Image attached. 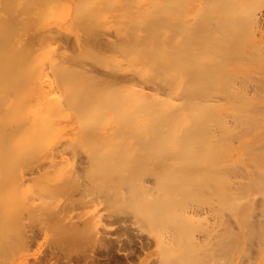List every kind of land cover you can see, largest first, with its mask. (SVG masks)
I'll use <instances>...</instances> for the list:
<instances>
[{"label": "bare ground", "instance_id": "6f19581e", "mask_svg": "<svg viewBox=\"0 0 264 264\" xmlns=\"http://www.w3.org/2000/svg\"><path fill=\"white\" fill-rule=\"evenodd\" d=\"M167 22H170L171 26H168L169 23ZM109 24H111V26ZM108 25L111 28L113 27V30L110 29V32H114V35H111V37L114 36L115 39L113 37L114 40H107L105 38L107 41H105L103 49L102 46H100L103 50L100 51L98 37L100 34L104 36L102 30ZM67 36L69 38H67ZM104 37H106V33ZM61 38H65L68 41L71 39L68 43L71 47H66L65 44L67 41L65 42L64 39L65 43H62ZM187 39L189 40V44L187 43ZM59 40L62 43L61 45L58 44L60 43ZM188 47L189 49H187L188 51L186 52L185 49ZM84 62H90V64L88 63L90 66L92 63L93 65H98L100 72V67L109 70L114 69L116 71L127 69L130 73L138 74L139 77L152 80L154 84L151 85L159 86L162 89L165 88L163 89L165 91L162 96L167 97L164 93H167L168 90V93L170 92L172 96H177L175 98L177 101L174 100V104L165 98V100L161 99V96H159V94L157 95V92L160 93L162 90L157 92L154 91L155 94H152L154 93V88H152V93H146L147 90L144 91L143 89L142 91L139 90L136 84L141 83V85L138 86H142L143 82L137 83L135 81L139 79H137L138 76H135V79L133 75L134 79L132 78V80L134 81H132V83L135 82L136 84L134 87L132 85L135 89L131 88L130 84L132 83H130V75L132 74H130L129 71L126 72L130 74V80L127 77L128 73L126 74V72H124L120 80L117 77L118 72L117 74L114 72L116 75L112 76L111 73V80H108L107 77L106 79L108 81L106 79L103 80L105 77H102L103 79L100 81L101 78L99 76L100 80L97 81L98 78H94L95 76L93 74L91 76L87 74L89 70L85 73L86 71L84 70L87 69L86 67L88 65H85L86 69H84L82 67ZM104 69L103 71H106ZM107 72L109 73L108 70ZM95 75L98 76L97 72ZM103 75L104 73H102L101 76ZM105 76H107V74H105ZM124 77L125 79L127 77V80H129L130 88H127L129 87L127 86V80L124 79L125 82L127 81V85H125V83L122 84ZM252 77L257 79L255 82L259 81L255 88L257 87L256 89L259 92L261 90V94L264 93L262 92V90H264V0H0V167H2L3 170L5 167L1 165L4 163L9 164L10 162V166H6L7 168L4 170L11 171V169H14H9V167H13L11 166L12 162L20 160L19 158H21L23 154V156L26 154V157L29 159L33 151L32 147H34L31 141L39 136L42 141L45 142L48 138L50 126L55 128L59 127L58 125L61 120L65 121V124H68L70 114L72 113L76 114L78 118L77 125L73 123L75 128H80L82 131L88 133L91 131L93 132V130L97 132L103 130L104 132L97 134L94 140L97 143H103L102 145L117 146V150L118 145L119 147L120 145H124V143H126L124 140L129 138H133L132 140H134V143L137 141L146 144L147 141L150 142L152 140V142H154L153 140L158 137V141H162L161 139L163 138L167 141H165L166 143L169 142V144L171 143L173 145L178 143L176 142V137H184L183 135L187 130H185V128L191 129V127L194 126V130H197V127L201 126L200 130H202V127L206 128L208 124L214 123L215 126H219L222 129V131H217L218 133L223 132V134L220 133L222 134L221 136L219 134L221 138L216 134L217 136L215 137L219 139H215L213 130L210 132L213 133V136L204 132V135L208 134L212 136L210 139H200L202 140V144L205 145L203 147H205L204 155L207 159L206 162L212 163L211 168L214 169V172L220 170L221 172H219L222 174L221 180H219L220 178L218 179L219 182L216 181V179L213 181L214 185L216 187L221 186L220 190H222L224 194V190L230 187L228 186L229 182L226 181L227 179L225 180L227 174L228 176L229 173L234 174L233 178L229 176L232 180L234 178L239 179L238 183L236 181L237 185H234L235 183H232L234 186L231 184L229 185L233 188L237 187L236 190L240 193V196L239 194L236 195L237 197L235 198H233L235 195L232 196V201L228 199V196L226 206L230 205V202H234L236 203L234 206L239 205L238 208L236 206L238 212L240 207H245V209H247L249 203L251 204L250 206L253 207L254 205L256 206V204L264 206V95H259L260 93H258L256 89L255 92L258 93H255L257 94V98L256 95L254 97L252 94L253 92H251V94L250 92L248 93L256 84L253 85V82L250 81L251 79L253 80ZM235 80H239V82ZM240 80L242 85L240 84ZM247 80L253 85L251 87L249 86L250 89L249 87H244L245 84L249 82L242 83V81ZM119 81H121V87L123 88L116 86ZM140 81H142L141 78ZM147 81L149 80H144V84ZM177 81L180 82L179 85ZM229 81L238 82V87L240 88L243 86V90L242 88L241 90L244 91L246 89V93L250 94V97L253 95V98L251 97L252 99H248L247 97L249 95L247 94L241 95V91L237 89L238 87L236 88L237 85H234L236 93L228 90L230 86H227V83H229ZM191 83L195 85L194 87L192 86L193 88L191 87ZM118 85L120 86V84ZM146 86H148L147 83ZM146 86L144 87L145 89ZM233 87L231 86L230 89H233ZM149 89H151V86L148 88V91ZM236 89L238 91H236ZM242 93H245V91ZM171 95L169 94L168 96ZM244 96L247 97L245 98ZM173 98L174 97L171 99L173 100ZM215 99L219 101H223L224 99L227 106L220 107L218 100V105H216ZM225 101L220 104H225ZM225 115L229 116L227 118L234 119H232L233 122H230L232 123L231 125H233L232 128L231 125L227 127L229 120L227 124H223V120L226 119L225 117L223 118ZM61 124L63 123L61 122ZM215 126H213V128H215ZM114 129H117L114 133L119 132V135H123L124 131L127 130H131L132 132H125L126 136L123 135L125 137L123 138L122 136V141L119 143V141H114L116 135L119 137L118 134H108V132ZM160 129H163L161 130L162 132H160ZM183 129V135H181V132L178 133ZM169 130L171 131V135L173 131V133L178 131L175 134L176 137L175 135L168 137L170 133ZM194 130L191 129V131L195 132ZM156 131L157 133H155ZM191 131L189 130V132ZM197 131L200 132L199 130ZM86 132H84V134H87ZM164 132L169 133H166L164 136L161 135L162 138L157 135L158 133L164 134ZM95 134L96 133L92 135L88 134V136L90 135L91 137ZM191 135L189 134V136ZM197 135L198 134H196L195 137ZM201 135L203 136V134H199L200 137ZM199 136L196 138L194 137V141L198 139ZM90 137L86 139V137L79 135L77 140L83 142L88 139L90 140ZM232 137H234V140H232L234 142L230 141ZM235 137L237 142H235ZM182 139L185 141L186 138ZM190 140L187 139V141ZM34 141L36 143L42 142ZM66 141L68 143V139H65L63 143L67 144ZM229 141L231 143H229ZM163 142H156L155 144L156 146H164ZM182 142L183 141L180 143ZM45 143L42 144V146H45ZM77 143L79 144V142ZM166 143L165 146H168L169 144L167 145ZM232 143H237V146L235 148L232 147ZM75 144L73 148L76 147ZM139 144L137 145L139 146ZM69 145L72 146V143ZM102 145L98 147L102 148ZM172 145L171 147H175ZM197 145L199 144L197 143ZM29 146L32 150L29 149ZM79 146L80 144L78 147ZM38 147L35 148L40 149ZM46 147H41L42 149L40 150L43 151ZM78 147L76 150H78ZM112 147H110L111 150L109 149V151L107 148V151H104V153L102 150L100 155L103 158L109 155V159L113 152L112 149H114ZM26 149L29 151L26 152ZM36 149H34V152ZM140 149L138 150L140 151ZM159 149L161 150L162 148H158L157 151L149 150L153 151V153H158L159 151L158 154L160 155ZM171 149L163 150L165 152L171 151ZM175 149L176 148H173L172 150ZM126 150L127 149H125V151ZM138 150H135V153ZM96 151L100 150L96 149ZM38 152L39 150L36 153ZM173 152L174 151H172V153ZM202 152H200V154ZM44 153L46 154L45 157L41 155L36 157H44L47 159V154L49 152L45 151ZM44 153H42V155H44ZM74 153L77 154V152ZM114 153L115 158H124L126 155H121L124 154L121 152L116 153L115 150ZM119 153L121 154L119 155ZM128 153L130 154L129 150ZM157 153H154L156 158H158ZM161 153H163L162 150ZM195 153L196 151L194 154ZM85 155L86 154H84V156ZM95 156L96 155H94V158ZM97 156L94 160L98 161ZM36 157L35 159H37ZM112 157L113 156H111V158ZM27 158L25 159L28 160ZM103 158H101L99 164L109 163L113 165L121 160L118 159L115 163L111 162L110 159L109 162L107 158H104L108 161L106 162ZM146 158L149 157H145V159ZM21 159H23V157ZM40 159L37 160L40 161ZM125 159L130 163V160L133 158L130 156L129 159ZM159 159H161V156ZM177 160H179V158ZM192 160L193 159H191V161ZM22 161L23 160L20 162ZM31 161H34V159L32 158ZM31 161H29V163ZM198 161L201 160L198 159ZM24 162L26 161L24 160ZM216 162L218 163L213 164ZM193 163L195 162L193 161ZM109 164H107V166H110ZM123 164L125 163L123 162ZM129 165L130 164L126 166ZM104 167H106V164ZM14 172L15 170H13V173ZM2 173L0 170V176H3ZM17 173L18 172H16V174ZM21 174L23 175L24 173ZM17 175L19 176V173ZM20 177L21 176H19V178ZM232 180L230 182H232ZM39 188L42 189L44 187L37 188V191L41 192L40 194L46 192L45 188L44 192L43 189L41 190ZM0 189H2V187ZM232 189L231 191H233ZM17 191L16 189L15 192ZM227 191L230 192V190ZM7 192L9 191H6V193L4 192V194H8ZM20 192L22 193L24 191ZM4 194L2 193L1 196ZM14 194L15 193L12 195L11 193L12 199L10 200H14V196H17L19 193H16V195ZM20 195H18V198L21 202L23 199L21 200L22 197L20 198ZM225 195H227V193ZM2 197H0V201L5 199ZM6 197H8V195H6ZM233 199L236 201H233ZM29 200L30 199L25 201L30 203ZM228 200H230V202H228ZM4 201L6 202V199ZM12 203L14 202L12 201ZM12 203H10L11 206L13 205ZM31 203L32 206H29V204H26L27 206L25 204L23 205H25L26 209H28L27 207L29 206V213L31 212L32 215L34 211H39L40 214L38 213L39 215L37 217L40 218L42 217L41 215H44V212H47V208H49L44 206V202H41V205L40 203L37 205L36 203L38 202H35V205H33V202ZM219 204H221V202ZM2 205L3 204H1L0 207H2ZM7 205L4 206L7 207ZM44 208L46 211H44ZM19 209H21V206L18 210ZM241 209L243 210V208ZM2 210L1 208L0 211ZM4 215H6L5 212ZM3 216L2 219H4ZM262 217H264V215H262ZM238 218L240 217L238 216ZM34 219H36V217ZM38 221L36 223H39V226H41L42 224ZM41 222L43 223L42 220ZM80 224H83V222H80ZM85 224L87 223L85 222L84 225ZM70 225L71 231L69 233H71L73 237L75 236L78 238L72 240V242L74 241L73 243H81L80 238L84 237V235H88L91 238L92 235L94 236L97 234L96 230H94L95 232L92 231L94 225L92 226L90 222L89 226L92 227L91 231L87 229L88 224L86 226H78L77 224L76 226L74 223L69 222V226ZM80 226L86 228L87 231H84L87 233L82 231L84 228L81 229L79 228ZM120 226H123L122 223ZM126 226V228H129L128 225ZM22 227L17 225L16 222L15 234L12 233L16 235V240L19 243L26 245L29 244L33 238L31 239V235L29 234V236ZM4 228H1L0 225V242ZM5 231L9 232L7 230ZM124 231H126L127 234L129 232L128 229L125 228ZM6 232L5 234H8ZM126 232L122 234L126 235L124 234ZM100 233H103V231ZM134 235L136 236L137 234H133V236ZM88 236L87 239H90ZM103 236V234L101 237L99 235L94 236L96 238L89 248L79 247L80 250L67 252L68 254L64 256L66 253L65 251L64 255H62L63 257L61 256L60 259L62 261H55L54 264H73V262H76V264H129V261L126 260L135 253L136 245L139 246L137 247L139 250L142 248V250L145 249V242L141 243V239L139 242L133 237H131L133 238L131 240L129 237L132 235H126L128 237H124V240H128L127 243L120 244L121 241L118 239L115 240L116 245L114 246L111 245L110 239V241H108L102 238ZM10 237L9 239L12 238ZM108 238L109 237H107V239ZM2 239L4 238L2 237ZM10 241L11 240H9L8 243ZM59 242L63 243V241ZM54 243L56 244V242ZM132 245H135V248ZM1 246L4 245L2 244ZM1 246L0 257L2 254ZM22 246L25 247L24 245ZM112 249L116 255L122 253L123 255H121L124 257L122 259L125 260L121 262L115 256L112 258L107 256L109 258H106L104 254H101L102 252L109 253ZM132 249H134L133 253L131 251ZM53 252L54 251L50 253V256L60 258L59 255H54L56 253ZM97 253L100 255L98 256ZM111 255H113V253ZM75 258L76 261H73ZM163 259L165 260V258ZM169 260L171 259L167 261ZM47 261L49 260L45 258L36 259L32 264H45ZM172 261L174 260H171V262ZM162 263L163 261H161V264ZM165 263L167 264V262ZM176 263H178V260Z\"/></svg>", "mask_w": 264, "mask_h": 264}, {"label": "rangeland", "instance_id": "374dc122", "mask_svg": "<svg viewBox=\"0 0 264 264\" xmlns=\"http://www.w3.org/2000/svg\"><path fill=\"white\" fill-rule=\"evenodd\" d=\"M167 3H164V4H167ZM167 23H169L168 26H171L170 22H167ZM109 25L111 26V24H109ZM109 25L104 28L105 31H107V32L109 31L108 34H107V32L104 31V29L102 30L104 32V36L106 33V37L102 36V34H100L101 36L99 35V37H98V42H100V43H98L100 51L104 48L105 41H107L109 39L110 40L115 39L114 36H112L114 39L111 37V35H114L113 34L114 32H112V31L110 32V29L113 30V27L111 28ZM110 33H112V34H110ZM109 34H110V37H109ZM57 38H58V36H57ZM67 38H69V37L67 36ZM105 38L107 40H105ZM64 39L65 38H61L62 43L64 42ZM70 40L71 39H69V41L65 39V42L67 41L65 44L66 47H69V46L71 47V45L68 44L70 42ZM51 42H55V41H51ZM188 42H189V40L187 39V43ZM62 43L60 41V43H58V44L61 45ZM100 46H102V49ZM69 48H66V49H69ZM168 49H170V48H168ZM187 49H189V47L185 49L186 52L188 51ZM68 52H70V51H68ZM88 63L90 64V62H88ZM88 63L84 62L82 64V67L84 69L87 68L86 70H84V71H86L85 73H87V71L89 70L88 71L89 73H87L88 75L90 74V76H91L93 74L95 77L94 76H92V77H94L96 79L98 78L97 81H99L100 78H101L100 81H102V79L104 77L105 78L103 80H105L106 77L108 78V80H111L110 77H112L113 75H116L117 72H118L117 77L120 79L121 76H123L124 72L129 71L127 69L118 70V71H116L114 69L113 70L110 69L111 70L110 71L109 69H106V68L104 69L103 67H100L101 68L100 69L101 72H100L98 65L96 66V64L93 65V63H92V65L90 66ZM85 65L86 66L88 65V66L86 67ZM92 66H94V67H92ZM96 69H97V71H96ZM103 69L106 71H103ZM107 70L109 71V73L107 72ZM96 72H97L98 76L95 75ZM98 72H99V74H98ZM102 73H104L103 76H101ZM111 73H112V76H111ZM127 73L128 72H126V74ZM129 73H130V71H129ZM129 73L127 76L128 78H129V75L132 74V75H130L131 80L129 78L130 83H132V81H134V80H132L133 75H134L135 79H136L135 76H138L137 79L138 78L139 79L135 80L137 83L143 82L142 83L143 87L138 86V85H141V83L136 84L135 82H133L134 84L133 83L130 84L131 88H133L136 84V86L138 87L139 90H141V91H142V89L144 91L147 90L146 93L147 92L152 93V88H154L153 92L154 91L157 92V91L162 90V91H160V93L157 92V95L159 94V96H161V99L165 98L168 101L170 100V102L174 103V104H175L174 100L177 101L175 99L177 96L176 97L172 96L170 92L168 93V90H167V93L165 92L164 94H166V96L168 98L169 97L170 98L168 99L167 97L162 96L163 92L165 91L163 89H165V88L162 89L159 86L151 85V84H154V82L152 80L146 78L147 80H149L146 82L148 84V86H146V83L144 84V80L146 81L145 78L139 77V75L138 74L136 75L135 73L134 74L133 73L129 74ZM105 74H107V76H105ZM99 76H100V78H99ZM127 77H126V79H125V77L123 78L122 84L125 83V85L128 84L127 86H129V80H127ZM140 78L142 81H140ZM124 79L128 81L127 84H126L127 81L125 82ZM249 80L242 81V83L243 82H245V83L249 82ZM256 80L257 79H255V78H253V80L252 79L250 80L253 82V85L256 83L254 86L252 84H250V82H249V83H246L244 87L248 88L249 86L250 87L253 86L254 88H251V89L249 87V89L252 91H250L248 89L249 90L248 93L250 92V94H251V92H253L252 94L254 95V97L256 95V98H257V94L260 93L261 90L259 92L256 89L257 87L255 88V86H257V83H259V81L255 82ZM235 81L239 82V80H235ZM231 82L232 81H229V83H227V86L233 87L234 85L239 84L238 82L237 83L236 82L231 83ZM179 83L180 82L177 81L178 85H179ZM118 84H120V86ZM118 84H116V86L123 88V87H121L122 86L121 81H119ZM231 84H233V85H231ZM240 84H241V80H240ZM132 85H133V87H132ZM144 85L146 86V89L144 88L145 87ZM150 86H151V89H149V91H148V88H150ZM192 86L194 87L195 85L193 83H191V87ZM238 86L239 85H237L236 88ZM230 87L228 90H231V92L233 91L234 93H236L234 90L235 86L233 87V89H230ZM127 88H130V86ZM241 88L243 90V86H241L240 88L239 87L237 88L239 91H241V95L247 94L249 96L248 97L244 96L245 98L246 97L248 99H250L251 97L253 98V95L250 97V94L246 93V91H247L246 89L244 90L245 93H242L244 91H242ZM133 89H135V88H133ZM237 89H236V91H238ZM253 89H254V91H253ZM255 89H256V91H258V93L255 92ZM155 92L152 94H155ZM262 92H264V90H262ZM255 93H257V94H255ZM169 94L172 97H174L173 100L171 99L172 98L171 96H168ZM259 95H264V93H262V94L260 93ZM256 98H254V99H256ZM217 100L215 101L216 105H218ZM220 101H222V100H220ZM220 101L218 100L220 107H222V106L226 107L227 106L226 105L227 103L224 99H223V101H225L224 102L225 104L221 105L223 103V101L222 102H220ZM179 103H180V101H179ZM176 104H177V102H176ZM226 115L223 116V118L225 117L226 119H224V120L222 119V120H223V124H227L228 120H229V123L227 126V127H229V125L232 124L230 122H233L234 119L233 118H227L229 116H226ZM76 116L77 115L74 113L70 114V118H69L70 120H69L68 124H65V121L61 120L60 124L58 125L59 127L55 128V127L50 126L51 128H50V131L48 134V138L45 141L46 143L47 142L49 143V144L47 143L48 145L44 141H42V139L39 136H37L35 139L33 138L36 141H42V142L36 143L34 140H32L31 144L33 143L36 146L32 144V146H34V147H32V149H33L32 154L30 155V153H29L30 158L28 159L26 157V154H25V156H23L24 155L23 154L22 155L23 159H21L22 158L21 157V158H19L20 160H16L17 162H14V161H13L14 163L12 162L11 166H13V167H9V169H11V168H14V169H11V171L4 170L7 168L6 166H10V164H11L10 162H9V164L4 163L1 165L5 168L3 169L4 170V172H3L2 167H0L1 173L3 172L2 173L3 176H0V180H1L0 181V188L2 187V189H3V190L0 189V191L2 190L0 192V197L3 196L2 198H5L6 202L4 201L5 199L0 201L1 202L0 205L3 204L2 207H0V209L1 208L3 209L2 211H0V213H1L0 225H1V228L5 227L3 229V232H2L3 236H1V242H0V246L2 244L5 246V247L1 246L2 254L0 257V264H27V263L32 264L36 259H44V258L49 260L45 264H54L55 261H58V260H59V262L62 261L60 259H61V256L64 255L65 251H66V253L64 256H66V254H68L67 252H71V251L73 252V250L76 251L78 249L80 250L79 247H82V248L88 247L89 248L92 246L91 243H93V241L96 238L94 236L99 235L101 237L102 234L105 236V237L103 236L102 238H105L108 241L111 240L112 246L116 245L115 240H117V239L119 241H121L120 244L127 243L128 240H126V239L124 240V237L126 235H128V236L132 235L129 238L133 237L137 241H139L141 239V243L145 242L144 243V246H145L144 250H142L143 248L141 250H139V248H137V247H139L138 245H136V248H135V245H132L135 248V253L132 254L131 256H129V258L126 260V261H129V264H161V261H163L164 264H166L165 262H167V264H168L169 262H171V260H174V261H172L170 264H179V263L180 264H264V235H262V234H264V217H262V215H264V213H262V212H264V206H260V205L256 204V206L254 205V207H253V206H250L251 204L249 203V207L247 206L248 207L247 209H245V207H240L239 212H238L237 208L239 205L234 206V204H236V203L230 202V200L232 199V196H234V195L235 196L233 198L237 197L236 195H238V194L240 196V193L236 190L237 187H234L235 189L232 187L234 185H237V183L239 182L238 181L239 179L234 178L232 180L231 178L234 177V174L229 173V176H232L231 178L227 174V176H226L227 178H225V180L227 179L226 181L229 182L228 186H230V187H228L226 189L230 190V192L225 189L224 194H223L222 190H220L221 186L216 187L214 185V182H213L215 179L218 182H219V180H221V175H222L220 173L221 171L218 170V171L214 172L213 171L214 169L211 168L212 163L210 164V163H208V161L206 162L207 159H206V156L204 155L205 154V147H203L205 145L202 144V140H200V139L201 138L210 139L213 136L212 135L213 133H214V138L219 139L218 137H220L223 134V132H220L222 134L218 133L219 130L222 131V129L219 126H218L219 127L218 128L217 126H215L214 123H212L213 126H215V128H213L212 124H208V126L206 128L202 127L204 129V131H203V129L200 130L201 126L197 127V130H199L200 132H203V133H200L197 130H194L195 129L194 126L191 127V129L197 133L191 131V129L185 128V130L186 129L188 130V131L186 130L187 132L185 131V134L187 135V137L184 134V129L182 131H179V132L175 131V133H173L174 132L173 131L172 135H175L177 132L178 133L181 132V135L184 134L183 135L184 137H181V138H177L175 135L176 142H178V143L173 144V145L171 143L169 144V142L166 143L167 141L161 137V135L164 136V135H166V133H169V132H164V134L158 133L157 135L162 138L161 139L162 141H160V140L158 141L157 140L158 137H157L155 139L156 141L153 140L154 142H152V140L150 142L147 141V143L150 145H148L145 142L147 144V146L143 142H137L136 141V143H134V140H132L133 138H129V139H127L128 141L126 139L124 140L126 142V143L123 142L124 145H120V147L118 145V150H117V148H116L117 146L112 147V146H108L107 144H106L107 146L102 145L103 143L102 144L100 142L97 143L94 140V138L97 137V134H101L104 132L103 130H100L98 132L95 130H93V132H92L90 130L91 132L89 131L90 133H88L86 131H82L80 128H75L74 126L77 125V123H78V118ZM61 122L63 124H61ZM71 123H72V126H71ZM73 123H75V125H73ZM232 127H233V125H231V128ZM161 130H163V129H160V132H162ZM189 130L191 132H189ZM209 130H211V131H209ZM115 131H117V129H114L113 131L108 132V134L116 135L119 133V132L114 133ZM129 131L132 132L131 130H127V131H124L123 135H125V132L129 133ZM212 131H213V133H210ZM84 132H86L87 134H84ZM188 132L190 135H191V133H192V135L194 134L193 137H192V135L189 136ZM204 132L208 133L209 135L211 134L212 136H209L208 134L204 135ZM94 133H96V134L91 136V137H90V135L88 136V134L92 135ZM155 133H157V131ZM196 134H198L196 137H198L199 134H203V136L202 135H201V137L199 136V138L196 139L197 141L196 140L194 141V139L196 138L195 137ZM216 134H218V137H215V136H217ZM219 134H220V136H219ZM79 135L86 137V139L90 137V140L88 139L86 141L81 142V140H77ZM123 135L118 134L119 137H117V135H116V139L114 141H119V143H120L122 141L121 137ZM172 135H171V131H170L168 137L169 136L171 137ZM125 136H123V138ZM166 138H167V136H166ZM173 138H174V136H173ZM182 138H184V139L186 138L185 141ZM190 138H191V140H190ZM63 139L64 140L68 139V143L69 142H70L69 144L72 143V146L69 145L67 143V141H66V143L68 145L63 143V141H64ZM178 139H180V140H178ZM187 139L190 141H187ZM163 140H164V142L166 141L165 143L167 145L168 144L169 145L165 146V143L163 142ZM232 140H234V137H232L230 141H232ZM181 141H183V142L180 143ZM230 141H229V143H231ZM43 142L45 143V146L44 145L42 146V144H44ZM60 142H61V144H60ZM74 142L75 143L79 142L80 148L78 147L79 144L77 143L78 144L77 145ZM151 142H152V144H151ZM156 142H158V143L163 142L164 146L163 145L162 146L160 145L161 147L158 145L156 146V144H155ZM232 142H234V141H232ZM235 142H237L236 137H235ZM73 143L76 146L74 148H73V145H74ZM139 143H141L142 145ZM192 143H194V144H192ZM197 143L199 145H197ZM37 144L39 147L37 146ZM54 144H56V145H54ZM137 144H139V146ZM89 145H91V146H89ZM101 145H102V148H99ZM171 145L175 146V147H171ZM129 146H131V147H129ZM231 146L235 148L237 146V143L233 144ZM35 147L36 148L38 147L40 149H42L43 147H46V148L43 149V151H41L40 149H36ZM77 147H78V150H76ZM110 147L114 148V149H112L113 152L111 153L112 154L111 156H113V157L115 156L114 150L116 151V153L117 152L124 153V154L119 153V155L120 154L121 155L126 154L124 156V158L123 157H120V158L114 157L115 158L114 159L113 157L111 158V156H110L109 159L111 160V162L116 163V160L121 159L119 162L117 161V163L113 164V165L109 164V163H105V161L110 162V160L108 159L109 155L104 156V158H107L108 161L105 160L100 155V152L102 150L104 153V151H107V148L109 151ZM170 147L172 149L176 148L175 149L176 151L172 150ZM144 148H146V149H144ZM156 148L157 149L162 148L161 150L163 151V153H161V150L159 149L160 155L158 154L159 151H158V153L154 152L155 154L157 153L158 158H156L154 156L155 154L153 153L154 150L157 151ZM29 149H31V147ZM34 149H36L35 152H34ZM85 149H86V151H85ZM96 149L100 150V151H96ZM125 149H127V150L125 151ZM138 149H140V151ZM149 149L153 150V151H150ZM163 149L164 150H170L171 149V151H165L164 152ZM38 150H39V152L36 153ZM71 150H73V151H71ZM128 150H129L130 154L128 153ZM135 150H138V151H136V153L138 155L135 153ZM28 151L29 150L26 149V152H28ZM45 151L49 152L47 154L48 155L47 159L44 158L46 155L44 153ZM172 151H174V152L172 153ZM195 151H196V153H195L196 155L194 154ZM202 151H204V152H202ZM74 152H77V154ZM147 152H150V153H147ZM177 152H179V153H177ZM200 152H202V153L200 154ZM42 153H44V155H42ZM139 153L140 154L142 153V154L140 155ZM84 154H86V155L84 156ZM150 154H152V155H150ZM29 155H27V156H29ZM40 155L44 156V157H40L41 159L36 157V156H40ZM94 155H96V156L98 155L97 156L98 161L94 160L96 158V156L94 158ZM130 156L133 159H131L130 163H129V161L127 162V160L125 158L129 159ZM144 156L149 157V158L145 159ZM160 156H161V159H159ZM24 157L27 158L29 161H31L33 158L34 161H31L29 163V161L26 160ZM35 157L37 159H40V161L35 159ZM89 157H93V158H89ZM43 158H44V161H43ZM101 158H103V160H105L104 163L106 164V167H104L105 164H103L101 162H100L101 164H99V161L101 160ZM178 158H179V160H177ZM90 159L93 161H91ZM124 159H125V161H124ZM191 159H193V160L191 161ZM198 159L201 161H198ZM202 159H203V162H202ZM21 160H23V161L20 162ZM24 160L26 162H24ZM146 160H148V161H146ZM18 161L20 162V164ZM37 161H39V162H37ZM193 161L195 163H193ZM123 162L126 165H128V164H130V165L126 166L125 164H123ZM119 163H120V165H119ZM200 163H201V165H200ZM217 163L218 162L213 163V164H217ZM15 164H16V166H15ZM107 164H109L110 166H107ZM95 165H97V166H95ZM102 165H104V166H102ZM17 166H18V169H17ZM22 166H24L25 168ZM25 169H27V170H25ZM219 169H221V168H219ZM13 170H15L14 173H13ZM117 170H118V173H117ZM23 171H25V172H23ZM16 172L19 173V176H21L20 178L17 175L18 173L16 174ZM213 172H214V174H213ZM217 172H219V173H217ZM21 173H24L25 175L24 174L22 175ZM215 174H217V175H215ZM212 175L214 178L212 177ZM209 177H211L213 180ZM231 180H232V182H230ZM236 181H237V183H236ZM38 183H39V185H38ZM232 183H235V184L232 185ZM229 184H231L232 186ZM38 187H44L46 189V192H44L45 189L42 188L44 193L40 194L41 192L37 191ZM230 188L233 191H231ZM10 189H12V190H10ZM16 189L18 190L17 192H15ZM39 189H41V188H39ZM215 190H216V192H215ZM6 191H9V192H7L8 194H4V192L6 193ZM20 191H24V192L21 193ZM2 193L5 195V197H4V195L1 196ZM11 193H12V195H13V193H15L14 195H16V193H19V194H17V196H14L16 199L13 197L14 200H18V201L10 200V199H12ZM226 193H227V195H225ZM20 194H22V195H20ZM6 195H8L9 198L6 197ZM18 195H20V198L22 197L21 200L23 199V201L20 202ZM221 196H222V198H221ZM228 196H229L228 199H230V200H228V202H230L232 205L230 204V205L226 206ZM33 197H34V199H33ZM7 199H8V201H7ZM28 199H30L29 200L30 203L31 202L34 203L33 205H35V202H38V203H36L37 205L39 203L41 205V202L42 203L44 202L43 203V204H45L44 206L49 207V208H47V212H44V215H41L43 217V219H42V217L41 218L37 217L40 214L39 211L38 212L34 211L33 215L31 214V212L29 213V211H30L29 206L30 205L32 206V203L30 204L27 201H25ZM31 200H34L35 202L31 201ZM12 201L14 203H12ZM233 201H236V200L233 199ZM8 202H9V204L12 203L14 206L13 205L11 206V204L9 205ZM15 202H17V203H15ZM218 202L219 203L221 202V204H219ZM23 204H25V205L29 204V206L27 207L28 209H26L25 205H23ZM43 204H42V206H43ZM4 205H7V207ZM8 206H9V208H8ZM20 206H21V209L18 210V208H20ZM236 206H237V208H236ZM252 207H253V209L251 210ZM241 208H243L244 211ZM11 209H13V210H11ZM41 210H42V207H41ZM44 211H46V209ZM4 212L6 215H4ZM45 213H46V215H45ZM251 213H252V215H251ZM29 214H31V215H29ZM41 214H43V213H41ZM2 216L4 217V219H2ZM11 216H13V217H11ZM33 216H35L36 219H34L35 217H33ZM238 216L240 218H238ZM246 216H248L249 218ZM32 217L34 220L32 219ZM46 217H47V219H46ZM37 218H39V219H37ZM12 219H14V220H12ZM35 220H37V221L39 220L38 222H40L42 225L39 226L40 224L36 223L37 221H35ZM41 220L43 221V223L41 222ZM16 222H17V225H20V227H22V225L24 224L22 228L24 230H26L28 235L29 234L31 235V239L33 238V240H31L29 244L25 245V244L19 243L16 240V235H14ZM45 222H47V223H45ZM69 222L74 223V225H76V226H77V224H78V226L79 225L86 226L88 224L87 229H89L91 231L92 227L89 226V222H90V224H92V226L94 225L92 231L96 230L97 234H95L94 236L92 235L93 238L92 237L90 238V236H88L86 234L88 236V238H90V239H87V236L84 235V237L80 238V241L82 244L81 243H78V244L73 243L74 241L72 242V240H76L75 238H77V237H75V236L73 237L72 234L69 233L71 231V225H73V224H71L69 226ZM80 222L81 223L83 222V224H80ZM85 222L87 224L84 225ZM121 223L123 226H120ZM6 224H7V226H6ZM126 225H128L129 228H126L127 227ZM81 226L79 228L83 229L84 227H81ZM121 227L128 229V231L131 234L129 232L127 234V232L124 231V228H121ZM69 228H70V230H69ZM130 228H131V230H130ZM28 229H29V232H31V233L28 232ZM87 229L84 228L82 231H84V230L87 231ZM5 230H7L9 232H6ZM121 230L123 232H126V233H124L126 235H123L122 234L123 232ZM4 231L8 234H5ZM86 231H84V232H86ZM99 231L100 232L103 231V233H100ZM94 232H93V234H94ZM98 232H99V234H98ZM132 232H135V233H132ZM67 234H68V236H67ZM106 234H107V236H106ZM133 234H137L136 235L137 237L135 235L133 236ZM6 236H9V237L11 236L12 238L10 237L11 239H9V237H6ZM14 236H15V238H14ZM128 236H126V237H128ZM2 237L4 239H2ZM107 237H109V238L107 239ZM133 238H131V240ZM91 239H93V240H91ZM7 240L8 241L11 240V241L8 243ZM88 240L89 241L91 240L92 242L91 241L89 242ZM59 241H61V242L63 241V243H60ZM54 242H56V244ZM76 242H78V241H76ZM112 242H114V243H112ZM84 244H86V245H84ZM88 244H89V246H88ZM22 245H24L25 247H23ZM82 245H84V246H82ZM68 250H70V251H68ZM52 251H54L53 253H56L54 255H57V256L59 255L60 258L50 256V253ZM131 251L133 253L134 249H132ZM61 253H63V254H61ZM112 253H113V255H111ZM97 254H96V256H97ZM101 254H104L106 256V258H109V257L112 258L113 256H115L121 262L125 260V259H122V258H124V257H122V255H123L122 253H121L122 255L120 253L116 255L115 252L113 251V249L110 250L109 253H105V252L103 253L102 252ZM99 255L100 254H98V256ZM107 256H109V257H107ZM73 258H74V256H73ZM163 258H165V260ZM166 258L171 259V260L167 261L168 259H166ZM177 260H178V263H176ZM73 261H76V258ZM173 262H175V263H173ZM73 264H76V262H73Z\"/></svg>", "mask_w": 264, "mask_h": 264}]
</instances>
